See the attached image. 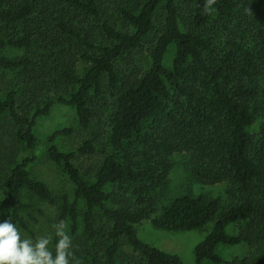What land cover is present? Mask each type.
Returning a JSON list of instances; mask_svg holds the SVG:
<instances>
[{
	"label": "trees",
	"instance_id": "1",
	"mask_svg": "<svg viewBox=\"0 0 264 264\" xmlns=\"http://www.w3.org/2000/svg\"><path fill=\"white\" fill-rule=\"evenodd\" d=\"M205 2L0 0V222L10 213L27 229V195L59 202L58 221L73 236L82 228L72 248L79 264H125L123 238L136 264H185L140 239L137 224L150 219L159 229L191 231L213 222L194 264L222 263L217 246L240 243L248 253L228 264H264V122L258 133L249 129L264 116V0H216L210 14ZM105 82L118 88L108 120V101L99 98ZM58 103L74 107L79 125L93 133L78 152L100 151L90 169L58 147L57 136L69 129L47 137L49 158L74 186V198L64 193L61 201L30 172L38 118ZM183 151L198 182L230 183L231 205L192 193L158 204L172 156ZM230 224L239 226L236 234L226 231Z\"/></svg>",
	"mask_w": 264,
	"mask_h": 264
},
{
	"label": "rangeland",
	"instance_id": "2",
	"mask_svg": "<svg viewBox=\"0 0 264 264\" xmlns=\"http://www.w3.org/2000/svg\"><path fill=\"white\" fill-rule=\"evenodd\" d=\"M226 35L222 32L219 33L220 40H217L216 49L219 51L224 44ZM7 53L10 55H16L20 51L8 48ZM145 52V53H144ZM142 54L137 56V63L142 67L148 64L147 52L144 49ZM175 54V47L171 45L167 57L165 58V64L171 66L172 59ZM85 64L79 63L80 69L84 68ZM103 93L99 95V98L105 97L108 104H104L106 110L103 119H109L110 112L114 110V102L116 101L118 88H110L105 82ZM264 122V116H259L254 124L249 128L250 132L258 133L260 127ZM69 129L70 132L62 133L57 136L56 143L60 149L75 152L77 156L81 157V160L90 169L100 156V151L97 150L92 157H87L78 152L79 147L85 140L93 138L91 131L84 130L80 125L77 118L76 110L74 107L65 104H56L51 113L47 116L38 118L37 125L35 127V133L39 139V145L37 148V159L30 166V172L36 179L46 182L51 188L54 196L58 201H61V196L64 193H68L71 199L74 198V186L69 178L62 172L56 163H54L47 154L46 139L49 135L53 134L57 130ZM90 156V155H89ZM189 154L187 152H176L172 156V168L169 174V184L162 191H159V196L156 198L159 205H162L170 198L176 197L184 193H192L194 195H203L205 197H217L221 201L222 208H226L232 204L233 200L227 193V189L230 186L228 181H222L215 184H203L198 182L191 175L189 170ZM109 190H118L117 187H108ZM25 201L32 204L33 207L26 209L22 212V217L27 225V229L16 225L20 231L22 238L35 239L38 236L51 237V243L49 245L50 250H54V236L55 230L52 225L58 222L57 214L59 212V202L50 203L39 199L38 197L27 195ZM111 207L112 203H108ZM10 213H6L5 220L9 219ZM12 220V218H11ZM66 231L69 236L72 237V245L77 243V238H83L81 232L73 236L71 234L70 225L66 223ZM214 223L207 224L203 229L191 230V231H167L159 229L153 225L150 219H145L141 223L137 224L138 236L143 241L157 247L165 252L178 255L185 264H194L196 261L195 248L205 239L208 233L212 230ZM239 230L237 224H230L227 226L226 231L229 234H236ZM78 236V237H77ZM123 247L121 248V256H123L125 264L134 263L135 254L132 247L123 238ZM72 247V248H73ZM249 251L247 243H240L237 245H225L219 244L217 246V253L224 260L218 264H228V262L235 260L236 258L244 257ZM206 264H214L212 262H205Z\"/></svg>",
	"mask_w": 264,
	"mask_h": 264
},
{
	"label": "clouds",
	"instance_id": "3",
	"mask_svg": "<svg viewBox=\"0 0 264 264\" xmlns=\"http://www.w3.org/2000/svg\"><path fill=\"white\" fill-rule=\"evenodd\" d=\"M215 3L216 0H206L203 12L210 14ZM52 227L57 237L54 252L49 248L51 237L22 238L11 217L0 222V264H79L66 222L60 220Z\"/></svg>",
	"mask_w": 264,
	"mask_h": 264
}]
</instances>
